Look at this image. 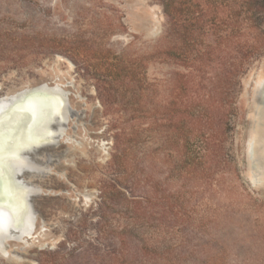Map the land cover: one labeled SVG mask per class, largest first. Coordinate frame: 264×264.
Segmentation results:
<instances>
[{"label":"rangeland","instance_id":"obj_1","mask_svg":"<svg viewBox=\"0 0 264 264\" xmlns=\"http://www.w3.org/2000/svg\"><path fill=\"white\" fill-rule=\"evenodd\" d=\"M176 1L170 31L158 0H0V97L58 84L65 107L32 158L35 232L0 264H264V53L241 62L227 0Z\"/></svg>","mask_w":264,"mask_h":264},{"label":"bare ground","instance_id":"obj_2","mask_svg":"<svg viewBox=\"0 0 264 264\" xmlns=\"http://www.w3.org/2000/svg\"><path fill=\"white\" fill-rule=\"evenodd\" d=\"M256 86L247 152L249 158L256 161L255 167L262 170L261 175L264 181V75L258 78ZM56 91H61L58 84L40 83L14 94L0 97V111L7 105H12V103L14 105L16 102L14 109H11L9 105L10 109L7 108L6 111H10L0 116V130L3 131L0 139V251L2 252L8 251L5 245L6 241H21L29 238L35 232L37 220L41 214L39 210L41 202L38 198L40 189L27 179L45 174L35 167L32 158L37 153L43 158L48 157L57 148L53 137L57 133L56 130L62 125L65 107H63L60 97L62 94L58 95ZM42 112L45 114V122L47 121L44 123L43 119L42 122L47 126L45 125V128L42 126L43 132L38 135H28L34 130L30 129L31 127H26L32 122L28 121L29 118L34 117V121L40 119L37 117ZM71 114L75 115L74 112ZM25 121L28 123L23 125L26 123ZM51 121L54 124L52 131V127L50 130L48 129V124ZM16 127H18V132L15 131ZM37 129L38 126L35 130ZM28 131L30 132L28 133ZM39 147L40 150L36 153L35 149ZM30 150L34 152L30 154ZM38 160L43 159L39 157Z\"/></svg>","mask_w":264,"mask_h":264},{"label":"trees","instance_id":"obj_3","mask_svg":"<svg viewBox=\"0 0 264 264\" xmlns=\"http://www.w3.org/2000/svg\"><path fill=\"white\" fill-rule=\"evenodd\" d=\"M167 18L168 27L175 26L178 20V2L176 0H158ZM236 6L228 3V19L237 24L239 37L251 36L252 42L243 41L239 47L242 63L252 56L259 57L264 53V0H236ZM236 7V8H234Z\"/></svg>","mask_w":264,"mask_h":264},{"label":"water","instance_id":"obj_4","mask_svg":"<svg viewBox=\"0 0 264 264\" xmlns=\"http://www.w3.org/2000/svg\"><path fill=\"white\" fill-rule=\"evenodd\" d=\"M1 253H2V255L4 256V257H8L9 256V253L7 252V251H1Z\"/></svg>","mask_w":264,"mask_h":264}]
</instances>
